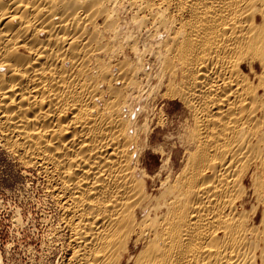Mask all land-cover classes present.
<instances>
[{"label":"bare ground","instance_id":"1","mask_svg":"<svg viewBox=\"0 0 264 264\" xmlns=\"http://www.w3.org/2000/svg\"><path fill=\"white\" fill-rule=\"evenodd\" d=\"M123 5L146 50L118 42ZM152 96L185 112L150 177ZM0 132L44 176L65 264H264V0H0Z\"/></svg>","mask_w":264,"mask_h":264},{"label":"rangeland","instance_id":"2","mask_svg":"<svg viewBox=\"0 0 264 264\" xmlns=\"http://www.w3.org/2000/svg\"><path fill=\"white\" fill-rule=\"evenodd\" d=\"M124 10L128 11L129 9L128 7L125 9L123 5L117 13V17H119H113V19H119V23L121 24L119 28H122V31L131 30L132 35L128 39L119 35L118 42L121 45H126L128 42L137 40V43L139 41L141 45L140 48L144 44L148 47L149 41L154 43V41L146 37L151 30H149L150 32H143V28H137L138 25L133 24L135 22L133 20L137 17L136 10H129L128 12L130 13L127 12L128 14ZM131 19L133 23L130 21ZM134 34L140 39L138 40ZM144 37H146L145 40L143 39ZM141 50H146V48L143 47ZM147 52L146 67L153 76L156 65L153 57L151 55L148 56L150 52ZM118 61L129 63L133 60L128 52H123L120 54ZM156 82V79H154L151 84H155ZM146 103H149L145 112L148 118L146 122H143L151 127L153 142H162L164 146L167 144L164 147V154H160L154 148L155 144L151 145L147 150L144 164L147 168V175L152 177L162 166L164 157L170 151H173L172 159L176 167H178L182 156V149L178 147L180 145L177 137L183 130L179 119L185 112V108L177 100L167 98L154 99L153 96ZM163 111H165V114ZM159 116L163 117L164 126L162 123H157ZM169 135L174 137L172 139L166 137ZM2 138L3 136L0 132V264H65L68 252L66 247H63L60 238V235H63V233L60 232L59 234V231H61V221H59L60 211L55 206V201L46 193L44 182H42L44 181V176L40 175L33 168L25 167L4 146ZM58 229L60 230L57 231Z\"/></svg>","mask_w":264,"mask_h":264}]
</instances>
